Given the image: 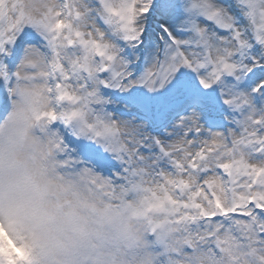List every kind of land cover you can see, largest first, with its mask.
I'll use <instances>...</instances> for the list:
<instances>
[{
	"label": "snow or ice",
	"instance_id": "6c2138e0",
	"mask_svg": "<svg viewBox=\"0 0 264 264\" xmlns=\"http://www.w3.org/2000/svg\"><path fill=\"white\" fill-rule=\"evenodd\" d=\"M0 264H264V0H0Z\"/></svg>",
	"mask_w": 264,
	"mask_h": 264
}]
</instances>
